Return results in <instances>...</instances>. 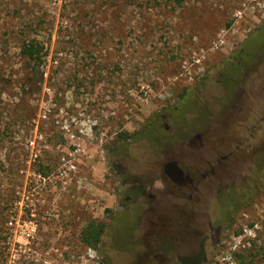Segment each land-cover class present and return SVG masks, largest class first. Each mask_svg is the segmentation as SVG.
Here are the masks:
<instances>
[{
	"label": "rangeland",
	"instance_id": "374dc122",
	"mask_svg": "<svg viewBox=\"0 0 264 264\" xmlns=\"http://www.w3.org/2000/svg\"><path fill=\"white\" fill-rule=\"evenodd\" d=\"M261 45L264 0H0V264H158L168 218L229 202L204 264H264Z\"/></svg>",
	"mask_w": 264,
	"mask_h": 264
},
{
	"label": "flooded vegetation",
	"instance_id": "af4514ba",
	"mask_svg": "<svg viewBox=\"0 0 264 264\" xmlns=\"http://www.w3.org/2000/svg\"><path fill=\"white\" fill-rule=\"evenodd\" d=\"M263 46L261 45L260 47ZM241 50L244 51L245 48L242 47ZM260 57L263 56L260 55ZM231 156L232 153L224 155L222 162L228 161ZM222 162L220 161V164ZM211 170L212 173L215 172L214 166L211 167ZM204 176L206 177L207 174ZM171 179L180 184L189 183L191 190H198V177L190 175V173L184 169L181 174H174ZM237 192L238 190L236 189V193ZM189 197L192 199V193ZM187 206L188 203L182 206V208L177 211L176 215L168 218L170 222L167 221L162 224L160 251L155 253L158 264H204L208 255L206 247L207 242L216 237H220L223 229V224L220 220L221 212L214 218V221L211 217V219L201 227L196 223V217L192 211L194 204L192 209L187 208Z\"/></svg>",
	"mask_w": 264,
	"mask_h": 264
},
{
	"label": "trees",
	"instance_id": "16d2710c",
	"mask_svg": "<svg viewBox=\"0 0 264 264\" xmlns=\"http://www.w3.org/2000/svg\"><path fill=\"white\" fill-rule=\"evenodd\" d=\"M261 51V49H257ZM44 45L37 39H32L30 41H25L22 52L29 58L41 62L43 57H44ZM254 51V50H253ZM256 51V50H255ZM252 54V53H251ZM251 54L249 51H246L243 56L244 60H248V57L250 58ZM247 58V59H246ZM229 72H232L231 69H228ZM238 83V80L234 82L236 85ZM152 124L154 122L149 123L148 128L145 130V132H148L149 130H152L153 132V127ZM156 124V123H155ZM158 124V123H157ZM149 133V132H148ZM150 134V133H149ZM119 138L123 139H129L131 138V134L127 131H123L119 134ZM234 208L232 204L229 203H224L221 207V215H220V220L223 225L229 224L234 215ZM106 230V223L104 221H90L85 225V227L82 229V241L89 247L93 249H97L100 247L102 243V236L105 233ZM107 264H110L108 261H106Z\"/></svg>",
	"mask_w": 264,
	"mask_h": 264
},
{
	"label": "water",
	"instance_id": "95a60500",
	"mask_svg": "<svg viewBox=\"0 0 264 264\" xmlns=\"http://www.w3.org/2000/svg\"><path fill=\"white\" fill-rule=\"evenodd\" d=\"M164 172L172 178L174 174H181L183 169L179 166L177 161L172 160L164 165Z\"/></svg>",
	"mask_w": 264,
	"mask_h": 264
}]
</instances>
